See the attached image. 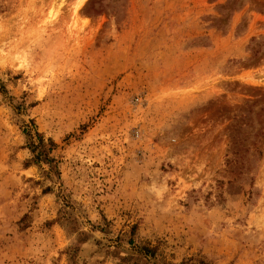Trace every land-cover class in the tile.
<instances>
[{"label":"rangeland","instance_id":"1","mask_svg":"<svg viewBox=\"0 0 264 264\" xmlns=\"http://www.w3.org/2000/svg\"><path fill=\"white\" fill-rule=\"evenodd\" d=\"M0 264H264V0H0Z\"/></svg>","mask_w":264,"mask_h":264},{"label":"trees","instance_id":"2","mask_svg":"<svg viewBox=\"0 0 264 264\" xmlns=\"http://www.w3.org/2000/svg\"><path fill=\"white\" fill-rule=\"evenodd\" d=\"M38 137V142H30V148L33 153L32 160L34 162L47 161L48 162V152L49 148H46V143L43 140V137L40 133L35 132ZM30 137V135H29Z\"/></svg>","mask_w":264,"mask_h":264}]
</instances>
